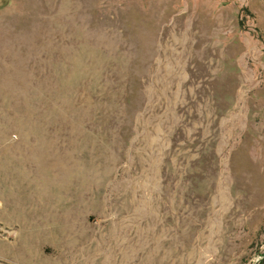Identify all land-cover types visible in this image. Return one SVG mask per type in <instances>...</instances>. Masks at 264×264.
I'll use <instances>...</instances> for the list:
<instances>
[{
    "label": "rangeland",
    "instance_id": "obj_1",
    "mask_svg": "<svg viewBox=\"0 0 264 264\" xmlns=\"http://www.w3.org/2000/svg\"><path fill=\"white\" fill-rule=\"evenodd\" d=\"M0 264H264V0H0Z\"/></svg>",
    "mask_w": 264,
    "mask_h": 264
}]
</instances>
